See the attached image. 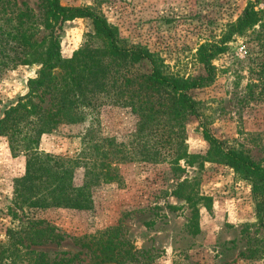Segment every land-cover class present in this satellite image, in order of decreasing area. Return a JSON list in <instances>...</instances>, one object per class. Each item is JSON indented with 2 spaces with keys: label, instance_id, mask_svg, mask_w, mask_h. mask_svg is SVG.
<instances>
[{
  "label": "rangeland",
  "instance_id": "374dc122",
  "mask_svg": "<svg viewBox=\"0 0 264 264\" xmlns=\"http://www.w3.org/2000/svg\"><path fill=\"white\" fill-rule=\"evenodd\" d=\"M39 12L43 0H17ZM253 0H60L65 6L90 7L103 15L122 46H141L159 60L164 70L180 77L203 73L195 60L200 45L218 43ZM263 7V3H260ZM93 25L87 17L64 23L60 53L70 58L92 43ZM225 49L212 58V83L189 93L199 101L198 115L184 124L185 154L178 168L169 158L153 162L135 156L118 164L120 181L97 187L91 207L31 209L65 234L56 242L32 245L59 260L76 255L71 264H86L85 250L75 238L109 225H117L134 246L131 264H264V211H258L248 179L221 163L205 139L204 128L226 149L246 153L264 167V36L260 39L229 36ZM139 73L150 71L149 61L125 66ZM37 67L22 65L0 79V117L23 95ZM159 94L151 97L158 98ZM162 97V96H161ZM120 99L97 103L84 122L60 125L41 136L39 148L61 156H74L92 120L98 133L133 144L137 116ZM138 101V98H129ZM155 100V99H154ZM25 156L13 155L0 135V240L26 210L13 203L15 179L24 175ZM73 182H83V169ZM183 182L186 185H181ZM7 264H11L8 262ZM64 264V263H62ZM115 264V263H105Z\"/></svg>",
  "mask_w": 264,
  "mask_h": 264
},
{
  "label": "trees",
  "instance_id": "16d2710c",
  "mask_svg": "<svg viewBox=\"0 0 264 264\" xmlns=\"http://www.w3.org/2000/svg\"><path fill=\"white\" fill-rule=\"evenodd\" d=\"M263 3V7H260ZM87 17L93 25L88 34L92 43L70 58L60 53V33L65 22ZM218 43L199 46L195 60L203 73L180 77L167 73L159 60L141 46L118 44L115 30L102 14L90 7L65 6L60 0H43L39 12L25 2L0 0V79L8 70L22 65L37 69L26 82L27 90L9 105L0 117V135L7 138L13 155L25 156L24 175L15 179L13 203L26 210L17 223L6 229L0 240V264H71L76 255L53 260L31 248L46 242H60L65 234L42 218L30 215L31 209L69 207L88 209L92 193L101 185L120 181L118 164L140 156L153 162L165 160L178 168L185 154L184 124L198 115L199 101L190 93L212 83L216 68L212 58L222 52L229 36L260 39L264 36V0H253L244 8L237 22L230 26ZM149 61L150 71L139 73L125 67ZM159 94L157 98L151 97ZM162 96V97H161ZM138 98L134 101L129 98ZM120 99L129 106L137 120L130 149L124 142L98 133L91 121L81 137V148L74 156H61L39 148L41 136L60 125L81 123L97 103ZM213 153L221 163L248 179L252 185L257 210L264 211V167L246 153L226 149L208 129L202 130ZM83 169V182L75 185L74 171ZM181 185H186V183ZM85 250L86 264H131L136 251L117 225H109L75 238Z\"/></svg>",
  "mask_w": 264,
  "mask_h": 264
}]
</instances>
